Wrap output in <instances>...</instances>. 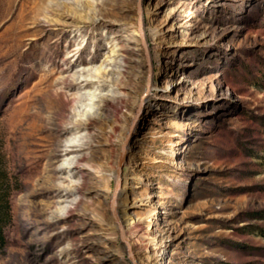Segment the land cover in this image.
<instances>
[{"label": "rangeland", "instance_id": "374dc122", "mask_svg": "<svg viewBox=\"0 0 264 264\" xmlns=\"http://www.w3.org/2000/svg\"><path fill=\"white\" fill-rule=\"evenodd\" d=\"M137 3L0 0V264H132V127L139 263L264 264V0Z\"/></svg>", "mask_w": 264, "mask_h": 264}, {"label": "water", "instance_id": "95a60500", "mask_svg": "<svg viewBox=\"0 0 264 264\" xmlns=\"http://www.w3.org/2000/svg\"><path fill=\"white\" fill-rule=\"evenodd\" d=\"M138 27L139 33L141 35V42L145 50V56L148 66V84L151 83L153 68H152V58L148 46V41L146 38L145 23H144V0H138ZM136 128L132 127L130 133L127 135L126 140L122 146V152L118 161L117 171H116V182H115V193H114V203H113V213L115 217L116 224L118 225L119 235L126 247L128 257L132 264H140L138 258L134 252L133 245L130 241L128 233L126 231V226L122 219L120 212V195L123 188L124 181V167L126 165L128 156H129V147L135 139Z\"/></svg>", "mask_w": 264, "mask_h": 264}, {"label": "bare ground", "instance_id": "6f19581e", "mask_svg": "<svg viewBox=\"0 0 264 264\" xmlns=\"http://www.w3.org/2000/svg\"><path fill=\"white\" fill-rule=\"evenodd\" d=\"M73 57H74V55H72L71 53L67 55V59H71ZM62 69H65V67H63ZM97 72L99 73L98 76H95V77L91 76V75L84 76L82 74H79L77 79L84 81L86 83V85H93L95 80H98V82H105V77H104L105 73H102V68L100 67L99 69H97ZM91 77L98 78V79H92ZM99 80H101V81H99ZM99 97H100V94L97 95L96 91H92V90L87 91L76 102V106L80 110L84 108V110H86L87 113L91 114L92 112H96V109L99 108V106L93 102V99L99 98ZM86 100L90 101L91 103L87 104ZM77 146H78V141L76 139H69L66 141V147H68V148L77 147ZM65 151H66V153H65L66 158L62 162L61 167L62 168H71V169L81 167V160L80 159L78 160L74 156H71V153H73L74 150L68 149Z\"/></svg>", "mask_w": 264, "mask_h": 264}, {"label": "trees", "instance_id": "16d2710c", "mask_svg": "<svg viewBox=\"0 0 264 264\" xmlns=\"http://www.w3.org/2000/svg\"><path fill=\"white\" fill-rule=\"evenodd\" d=\"M0 172H1V169H0ZM3 245H5V237L0 234V250L3 248L2 247Z\"/></svg>", "mask_w": 264, "mask_h": 264}]
</instances>
